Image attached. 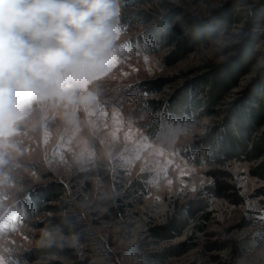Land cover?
<instances>
[{
    "label": "rangeland",
    "instance_id": "rangeland-1",
    "mask_svg": "<svg viewBox=\"0 0 264 264\" xmlns=\"http://www.w3.org/2000/svg\"><path fill=\"white\" fill-rule=\"evenodd\" d=\"M166 1L171 5L156 1L141 7L152 18L129 27L121 23L123 10L115 2L112 31L99 51L69 52L71 41L46 18L40 36L27 39L32 54L23 57L36 60L39 75L24 70L7 84L0 82V264H264V196L256 197L264 178L253 173L264 163V151L258 159L221 167L232 174L228 180L243 199L235 203L206 194V186L215 182L209 171L219 163L203 145L224 111L264 70V0ZM180 6L205 21L232 6L241 19L169 63L176 48L168 38L170 28L183 14L162 32L161 45L143 35ZM249 16H257L251 31ZM250 39L255 63L211 108L192 84L236 56L233 46L243 47ZM57 52L61 62L45 63ZM187 88L198 102L194 117L174 121L167 109ZM136 179L146 180L147 193L134 185ZM60 182L66 191L55 197L50 190ZM35 196L39 205L29 213ZM117 197L124 205L122 216L112 209ZM196 201L210 204L203 231L191 238V221L179 235L153 234L169 225L179 208ZM247 236L261 244L242 257L232 255L231 247L207 248ZM187 241L193 244L188 250L148 261L151 254Z\"/></svg>",
    "mask_w": 264,
    "mask_h": 264
},
{
    "label": "trees",
    "instance_id": "trees-1",
    "mask_svg": "<svg viewBox=\"0 0 264 264\" xmlns=\"http://www.w3.org/2000/svg\"><path fill=\"white\" fill-rule=\"evenodd\" d=\"M156 1L163 6L171 5L166 0H115L119 8L123 10L119 18L123 26H132L138 19H143L145 22L149 21L152 16L144 12L141 7ZM178 1L184 4L189 3V0ZM193 1L197 2L198 0ZM232 9V6L220 8L210 21H205L194 13L185 10L183 6L173 7L170 13L163 16L154 27L143 35V38L150 41L151 44L161 45L162 32L166 30L169 24L177 20L179 15L183 14L178 20L176 27L170 28V36H167L171 42L176 43L173 54L168 57V62L173 63L177 59L182 58L187 52L194 51L202 44H207L216 38L218 31L223 28H230L234 20H240L241 16L234 15ZM249 17L251 21L248 23L247 31H251L255 24L253 19L257 18V16H254L255 18L253 16ZM46 19L52 29L63 35L65 24L62 19H57L55 13L52 14L50 19L47 17ZM30 28L34 33L41 34V23H33ZM40 34L37 36L39 37ZM178 36H182V40H178ZM27 39V37H23L22 42L26 48H29ZM251 39L243 47L233 46V49L238 53L236 56L225 63L214 65L208 73L198 77L192 84L194 89L199 88L202 94H205V98L211 108L221 103L228 92L238 86L240 78L251 70L256 60ZM21 55L22 57L29 56L28 53L23 51ZM3 79V69L0 68V82ZM188 89L179 92L167 109V115L174 121L186 120L188 115L189 118L194 117L198 102L195 94H189ZM242 94V98H239V102L236 105L224 111L222 122L212 129L211 134L206 137L203 143V145L212 149L213 157L219 163V167L209 171L215 182L206 186V194L212 198L230 199L235 203L241 202L243 199L238 190H236L237 186L228 180L232 177V174L221 167L225 166L229 161L241 163L258 159L264 151V132L260 133L261 128L264 126V70L260 71L258 79L246 87ZM157 126L158 124L155 125V127ZM93 173L96 174V172ZM253 173L264 178V163L254 169ZM142 177L148 179V174H144ZM87 184L89 185V183ZM134 185L143 192H148L146 180L136 179ZM65 191V184L60 182L55 184L50 190V194L59 197ZM46 192H43V195ZM260 196H264V187L256 190V197ZM111 204L116 216H122L124 213L122 198L113 199ZM38 205V197L35 196L31 199L30 204L28 203L27 205L28 212L36 210ZM130 216H133V213ZM210 216V204L196 201L194 205H189L183 209L179 208L172 222L169 225L153 229V234L161 239L170 238L181 234L193 221L195 225L190 236L192 238L196 232H201L205 229ZM124 230H128V225L125 226ZM260 244L261 242L247 236L238 241L226 239L220 242H212L207 245V248L210 250L218 247H231L232 255L242 257L247 251H251ZM192 245L189 241L180 243L165 249L163 252L151 254L148 257V261H150L151 256L164 260L166 257L188 250ZM55 251H58V249ZM150 264L154 263L150 261Z\"/></svg>",
    "mask_w": 264,
    "mask_h": 264
},
{
    "label": "clouds",
    "instance_id": "clouds-1",
    "mask_svg": "<svg viewBox=\"0 0 264 264\" xmlns=\"http://www.w3.org/2000/svg\"><path fill=\"white\" fill-rule=\"evenodd\" d=\"M53 13L65 24L61 38L71 41L68 51L87 54L89 49L106 47L112 31L110 21L116 15L115 0H0V62L5 84L24 70L39 75L34 68L36 60L21 55L22 51L32 54L22 37L30 40L39 35L30 26L50 19Z\"/></svg>",
    "mask_w": 264,
    "mask_h": 264
},
{
    "label": "snow or ice",
    "instance_id": "snow-or-ice-1",
    "mask_svg": "<svg viewBox=\"0 0 264 264\" xmlns=\"http://www.w3.org/2000/svg\"><path fill=\"white\" fill-rule=\"evenodd\" d=\"M69 46H71V43H69ZM64 59V57L60 53H51L47 57H45V63H47L49 66H54L61 62ZM0 68H2V62H0Z\"/></svg>",
    "mask_w": 264,
    "mask_h": 264
}]
</instances>
